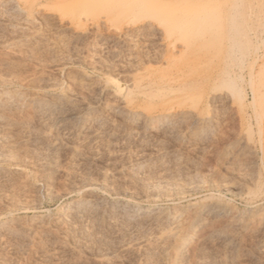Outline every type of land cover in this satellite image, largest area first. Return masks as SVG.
I'll use <instances>...</instances> for the list:
<instances>
[{
  "label": "rangeland",
  "instance_id": "obj_1",
  "mask_svg": "<svg viewBox=\"0 0 264 264\" xmlns=\"http://www.w3.org/2000/svg\"><path fill=\"white\" fill-rule=\"evenodd\" d=\"M25 1L21 13L0 14V89L27 96L66 89L85 100L107 81L111 91L124 94L133 77L148 68L160 72L166 64L160 32L152 27L155 20L174 29L198 18L204 27L222 26L224 35L201 46L198 60L182 59L190 70L180 77L217 74L215 81L230 96L201 137L189 134V123L172 126L161 140L147 135L140 142L134 132L113 142L105 136L88 142L72 134V147L52 153L27 138L38 129L29 121L28 106L8 112L0 126V264H264V223L258 218L225 249L204 240L212 227L220 228L228 219L229 214H220L212 224L190 232L175 263L176 238L165 224L141 232L123 208L132 203L179 212V233L196 214L194 203L212 196L233 211L264 204V159L258 144L264 119L255 114L264 105V0H83L74 9L72 0ZM89 17L96 22L83 38L72 36L74 27H59L68 19L79 25ZM127 21L151 28L132 39L102 37ZM172 63H179L177 56ZM253 88L259 91L255 105ZM195 93L200 98L205 90ZM104 98L116 101L111 95ZM241 139L255 144L256 151L241 150ZM153 150L159 156L148 159ZM256 184L263 192L249 200L245 193ZM87 198L100 199L101 215L68 226L69 204ZM83 208L86 214L92 210Z\"/></svg>",
  "mask_w": 264,
  "mask_h": 264
},
{
  "label": "bare ground",
  "instance_id": "obj_2",
  "mask_svg": "<svg viewBox=\"0 0 264 264\" xmlns=\"http://www.w3.org/2000/svg\"><path fill=\"white\" fill-rule=\"evenodd\" d=\"M82 1L72 0L70 5L73 9L78 8ZM25 2V0H0V14L4 15L10 10L21 13L24 11ZM69 12L70 9L64 11L65 14ZM67 21L60 23L59 27L61 29L74 27L72 36L75 39L85 37L96 22L90 17L79 25H75L72 19ZM155 21L157 25L153 24L152 27L159 30L161 45L165 47L166 52V64L160 72L148 68L144 74L133 77L124 94L111 91L107 81L100 82L85 100L66 89L57 93L45 89L40 94L31 96L15 90L0 89V126L3 124L1 122L9 119L8 112L24 105L28 106L32 112L29 121L35 123L38 129L36 132L28 133L27 138L33 144L42 143L49 153L60 148L72 147L69 140L72 134L76 137L81 135L88 142H95L103 136L113 142L116 139L130 138L134 132L135 136H138L136 140L140 142L147 135L153 140H161L173 131L172 126L189 123L191 127L189 134L197 137L205 135L215 121L216 111L223 110L228 105L230 93L217 84L215 81L217 74L202 79H181L180 74L186 69L190 70V66L183 65L181 60L185 59L187 62L198 60L201 46L207 41L222 37L224 29L222 26L204 27L198 18L187 23H177L174 29L168 28L157 19ZM150 28L148 24L127 21L120 26H111L102 37L132 39L146 33ZM176 56L179 63L174 64L172 62ZM44 81L50 82V79L46 77ZM199 90H205V94L197 98L195 91ZM252 93L251 104L255 105L258 100V88H253ZM110 95L116 97L114 103L104 98ZM255 110L256 117L263 120L264 105H260L258 110ZM121 125H126L129 130L125 127V131H119ZM239 143V148L243 151L250 153L256 151V145L246 139L239 140ZM258 144L264 159V126L260 128ZM227 152L229 153L230 150L227 149ZM159 154L153 150L149 153L151 157L148 159L157 158ZM139 163L141 161L136 162ZM1 170L0 167V172ZM256 188L246 191L249 200L261 196L263 192L261 187L256 184ZM45 190L48 193L49 187L45 186ZM99 202L98 198H87L69 204L68 208L71 209L72 216H67L65 222L70 227H76L85 220L97 218L101 213L97 208ZM126 204L123 206L125 214L134 220L141 232L146 233L156 227L161 230V225L165 224L169 234L175 236V263L182 258L190 232L206 224H212L220 214H229L228 219L220 228L212 227L204 236V240L212 246L220 245L225 249L233 245L238 232L246 228L252 219L258 218L264 223V204L249 205L240 211H233L232 207L212 196L194 203L196 214L187 222L184 231L178 233L179 212L157 211L139 204ZM85 205H90L92 209L87 214L83 213ZM109 206L112 208L113 203ZM14 231L18 232L17 229Z\"/></svg>",
  "mask_w": 264,
  "mask_h": 264
}]
</instances>
